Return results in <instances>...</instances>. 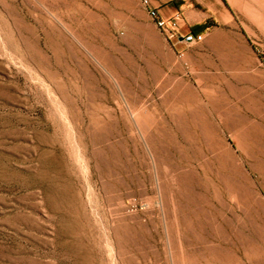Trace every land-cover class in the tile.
<instances>
[{"label":"rangeland","instance_id":"1","mask_svg":"<svg viewBox=\"0 0 264 264\" xmlns=\"http://www.w3.org/2000/svg\"><path fill=\"white\" fill-rule=\"evenodd\" d=\"M146 1L0 0V264H264V0Z\"/></svg>","mask_w":264,"mask_h":264},{"label":"built area","instance_id":"2","mask_svg":"<svg viewBox=\"0 0 264 264\" xmlns=\"http://www.w3.org/2000/svg\"><path fill=\"white\" fill-rule=\"evenodd\" d=\"M145 2L147 1L145 0ZM150 14L155 18L159 26H163L165 24V20L160 17L159 13L155 9H150ZM174 24L175 22H173V25ZM202 38L203 36L201 34H193V33H189L184 36V39L188 42H198L201 41ZM258 56L260 62L264 65V44L259 47Z\"/></svg>","mask_w":264,"mask_h":264},{"label":"crops","instance_id":"3","mask_svg":"<svg viewBox=\"0 0 264 264\" xmlns=\"http://www.w3.org/2000/svg\"><path fill=\"white\" fill-rule=\"evenodd\" d=\"M229 7L231 9H241V5L239 4V0H226ZM258 1V0H257ZM222 9H224L223 7H221Z\"/></svg>","mask_w":264,"mask_h":264},{"label":"bare ground","instance_id":"4","mask_svg":"<svg viewBox=\"0 0 264 264\" xmlns=\"http://www.w3.org/2000/svg\"><path fill=\"white\" fill-rule=\"evenodd\" d=\"M252 1H257V0H252ZM249 16H251L250 18H252L251 20H253L254 22H256L257 24L261 25L262 21L260 19H258L256 16H254L253 14H249ZM142 126V125H141ZM77 156H79V154H77ZM81 158V157H80Z\"/></svg>","mask_w":264,"mask_h":264}]
</instances>
